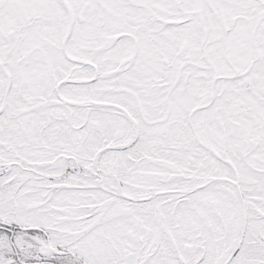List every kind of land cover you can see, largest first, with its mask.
<instances>
[{"label":"snow or ice","instance_id":"snow-or-ice-1","mask_svg":"<svg viewBox=\"0 0 264 264\" xmlns=\"http://www.w3.org/2000/svg\"><path fill=\"white\" fill-rule=\"evenodd\" d=\"M0 264H264V0H0Z\"/></svg>","mask_w":264,"mask_h":264}]
</instances>
